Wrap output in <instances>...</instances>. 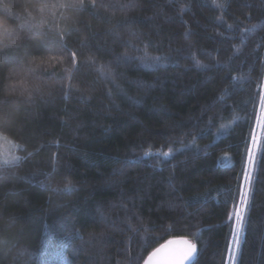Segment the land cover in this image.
I'll list each match as a JSON object with an SVG mask.
<instances>
[{
    "label": "trees",
    "instance_id": "trees-1",
    "mask_svg": "<svg viewBox=\"0 0 264 264\" xmlns=\"http://www.w3.org/2000/svg\"><path fill=\"white\" fill-rule=\"evenodd\" d=\"M225 2L0 0V160L24 158L0 167V264H142L173 238L197 244L193 264H227L264 0ZM145 49L169 59L145 67ZM257 158L238 264H264Z\"/></svg>",
    "mask_w": 264,
    "mask_h": 264
},
{
    "label": "snow or ice",
    "instance_id": "snow-or-ice-1",
    "mask_svg": "<svg viewBox=\"0 0 264 264\" xmlns=\"http://www.w3.org/2000/svg\"><path fill=\"white\" fill-rule=\"evenodd\" d=\"M212 3L218 8H226L225 0H212ZM82 7V5H81ZM44 9L42 8L41 11ZM183 11V9H182ZM231 27V26H229ZM191 32H186L185 36H190ZM139 51V49H136ZM239 49H237L238 51ZM75 56V54H73ZM139 58V57H138ZM125 59H130L125 56ZM146 61L145 67H155L159 64L161 60H167L169 57L160 56H149L147 50L145 49L144 57L139 58ZM147 61H154L155 64L147 63ZM194 63L197 67H207L202 65L199 60H195ZM105 69L102 67L101 69ZM108 73L111 74V69H107ZM243 79V77L236 78ZM262 87L260 95V109L261 114L258 116L256 121V126L259 129V139L256 135L252 136L251 147L247 149V163L243 172L242 181L238 188V199L234 198L233 210L228 214V220L231 222V241L228 245L227 262L228 264H238L239 255L242 250V245L245 241V232L247 227V220L250 211V199L254 191L253 184L255 180V173L258 167V150L264 149V86ZM223 96L220 97L223 100ZM16 145H12L9 151L11 152ZM181 147H189L188 145H181ZM175 151L171 145L168 146L166 151L157 150H145L144 158L155 157L157 159L169 160L171 159ZM31 155V153L29 154ZM24 159L23 157L16 156L14 154L5 156L0 160V167H10L15 165L18 161ZM71 182L66 184L63 189L57 188L54 191H71ZM199 255L198 246L196 243L191 242L189 239L168 240L167 243L161 245L152 251L144 261V264H193L197 260Z\"/></svg>",
    "mask_w": 264,
    "mask_h": 264
},
{
    "label": "rangeland",
    "instance_id": "rangeland-1",
    "mask_svg": "<svg viewBox=\"0 0 264 264\" xmlns=\"http://www.w3.org/2000/svg\"><path fill=\"white\" fill-rule=\"evenodd\" d=\"M261 86H264V79H263V82H262V85H261ZM261 91H262V87H261ZM257 113H258V116H260V114H261V109H260V99H259V103H258V110H257ZM251 135H252V136H253V135H256V136L258 137V139H259V129L257 128L256 125H255V127H254V129H253ZM252 136H251V138H250V142H249L248 148L251 147V139H252ZM248 148H247V149H248ZM247 156H248V152H247ZM246 161H247V158H246ZM244 169H245V168H244ZM243 172H244V170H243ZM242 177H243V175H242ZM227 264H228V262H227Z\"/></svg>",
    "mask_w": 264,
    "mask_h": 264
},
{
    "label": "water",
    "instance_id": "water-1",
    "mask_svg": "<svg viewBox=\"0 0 264 264\" xmlns=\"http://www.w3.org/2000/svg\"><path fill=\"white\" fill-rule=\"evenodd\" d=\"M181 239H186V238H173V239H170V240H177V241H179V240H181ZM167 241H168V240H167ZM167 241H165V242L162 243L161 245L167 243ZM191 242H192V241H191ZM161 245H159L158 247H160ZM158 247H156V248H158ZM156 248H155V249H156ZM155 249H154V250H155ZM154 250H153V251H154ZM146 258H147V257H146ZM144 261H145V260H144ZM193 263H194V262H193ZM142 264H144V262H143Z\"/></svg>",
    "mask_w": 264,
    "mask_h": 264
}]
</instances>
